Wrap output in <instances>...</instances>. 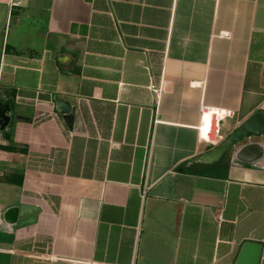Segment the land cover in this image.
I'll list each match as a JSON object with an SVG mask.
<instances>
[{"label": "crops", "instance_id": "crops-1", "mask_svg": "<svg viewBox=\"0 0 264 264\" xmlns=\"http://www.w3.org/2000/svg\"><path fill=\"white\" fill-rule=\"evenodd\" d=\"M202 107L264 112V0H0V264H264V138L201 164Z\"/></svg>", "mask_w": 264, "mask_h": 264}, {"label": "water", "instance_id": "water-1", "mask_svg": "<svg viewBox=\"0 0 264 264\" xmlns=\"http://www.w3.org/2000/svg\"><path fill=\"white\" fill-rule=\"evenodd\" d=\"M54 109L58 114L65 116L66 124L71 127L73 122V114L71 109L66 104L54 101ZM5 110H9L6 108ZM0 110V128L3 129L8 122L4 111ZM264 138V112H255L244 120L234 131L225 136L224 141L217 147L204 153L200 158L201 164H212L221 159L224 153L233 151L237 146H240L244 141L252 138ZM256 146H245L243 150L237 153L240 158L242 152ZM40 210L34 206L20 205L17 211L19 220L28 218L37 214ZM262 254V244L256 242H244L239 250L238 256L234 264H260Z\"/></svg>", "mask_w": 264, "mask_h": 264}, {"label": "built area", "instance_id": "built-area-1", "mask_svg": "<svg viewBox=\"0 0 264 264\" xmlns=\"http://www.w3.org/2000/svg\"><path fill=\"white\" fill-rule=\"evenodd\" d=\"M219 113H221L222 115H220ZM230 117H231V112L225 110H217V109L204 108V107L201 108V122L199 126V135L204 119L208 118V121L206 123L208 129L205 134L207 138L206 139L202 138V140L208 146L215 148L224 141L225 136L222 134L221 125L225 119ZM221 220L222 217L219 216L218 221Z\"/></svg>", "mask_w": 264, "mask_h": 264}, {"label": "trees", "instance_id": "trees-1", "mask_svg": "<svg viewBox=\"0 0 264 264\" xmlns=\"http://www.w3.org/2000/svg\"><path fill=\"white\" fill-rule=\"evenodd\" d=\"M3 138L6 141V145H0V150L8 151V152H16V151H21V152H25V153L27 152L26 149L19 148L16 144L11 142L10 138H5L4 136H3ZM211 149H212V147L209 146V150H211Z\"/></svg>", "mask_w": 264, "mask_h": 264}, {"label": "bare ground", "instance_id": "bare-ground-1", "mask_svg": "<svg viewBox=\"0 0 264 264\" xmlns=\"http://www.w3.org/2000/svg\"><path fill=\"white\" fill-rule=\"evenodd\" d=\"M220 115H222L221 113H219ZM207 121H208V118H205L204 121H203V125H202V128H201V131H200V135H201V138L203 139H206V131L208 129V126H207Z\"/></svg>", "mask_w": 264, "mask_h": 264}, {"label": "rangeland", "instance_id": "rangeland-1", "mask_svg": "<svg viewBox=\"0 0 264 264\" xmlns=\"http://www.w3.org/2000/svg\"><path fill=\"white\" fill-rule=\"evenodd\" d=\"M244 142H245V141H244ZM238 147H239V146H237L236 148H238ZM236 148H235V149H236ZM235 149H234V150H235ZM234 150H233V151H230V152L233 153V152H235ZM228 154H229V153H228Z\"/></svg>", "mask_w": 264, "mask_h": 264}]
</instances>
